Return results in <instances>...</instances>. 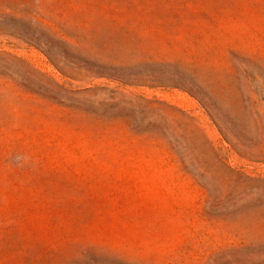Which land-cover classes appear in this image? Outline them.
Listing matches in <instances>:
<instances>
[{"label":"rangeland","instance_id":"obj_1","mask_svg":"<svg viewBox=\"0 0 264 264\" xmlns=\"http://www.w3.org/2000/svg\"><path fill=\"white\" fill-rule=\"evenodd\" d=\"M0 264H264V0H0Z\"/></svg>","mask_w":264,"mask_h":264}]
</instances>
